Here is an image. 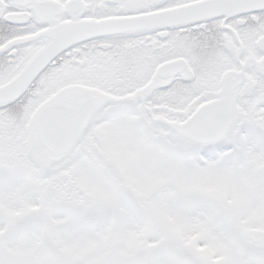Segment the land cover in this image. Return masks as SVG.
I'll return each instance as SVG.
<instances>
[{
  "label": "rangeland",
  "instance_id": "rangeland-1",
  "mask_svg": "<svg viewBox=\"0 0 264 264\" xmlns=\"http://www.w3.org/2000/svg\"><path fill=\"white\" fill-rule=\"evenodd\" d=\"M250 115L238 154L204 163L126 118L94 126L60 185L0 153V264H264V110Z\"/></svg>",
  "mask_w": 264,
  "mask_h": 264
},
{
  "label": "flooded vegetation",
  "instance_id": "flooded-vegetation-1",
  "mask_svg": "<svg viewBox=\"0 0 264 264\" xmlns=\"http://www.w3.org/2000/svg\"><path fill=\"white\" fill-rule=\"evenodd\" d=\"M51 27L58 33L42 37ZM49 50L55 52L35 67L30 86L0 105V121L6 112L12 127L24 128L0 141L29 144L34 111L75 85L113 99L98 108L79 143L94 126L126 118L169 135L200 160L225 150L237 155L234 144L254 122L250 113L264 110V0H0V87ZM229 89L237 116L223 139L197 144L166 128ZM16 102L23 117L8 108Z\"/></svg>",
  "mask_w": 264,
  "mask_h": 264
},
{
  "label": "water",
  "instance_id": "water-1",
  "mask_svg": "<svg viewBox=\"0 0 264 264\" xmlns=\"http://www.w3.org/2000/svg\"><path fill=\"white\" fill-rule=\"evenodd\" d=\"M37 59L24 74L0 87V105L19 98L23 90L20 91L21 85L36 73ZM235 96L230 90L196 111L185 123L166 125V128L193 143L217 142L227 135L236 119ZM111 100L99 90L80 85L63 88L48 98L34 111L27 127L33 159L45 168L65 159L78 144L98 108ZM244 237L249 238L250 234L245 231ZM258 243L264 248V237L259 238Z\"/></svg>",
  "mask_w": 264,
  "mask_h": 264
},
{
  "label": "trees",
  "instance_id": "trees-1",
  "mask_svg": "<svg viewBox=\"0 0 264 264\" xmlns=\"http://www.w3.org/2000/svg\"><path fill=\"white\" fill-rule=\"evenodd\" d=\"M1 118H2L1 119L2 121H0V137L1 138H5L8 136H14L16 134H19V132L21 135V132L24 131V128H20L18 126L12 127L10 125L11 119H7L6 112L2 114ZM2 152H5V155L10 154L9 156L11 157L6 158V159L8 160L11 166L18 167L17 169L18 171H26V172L35 174L39 177L40 176L44 177L45 181L51 180L50 182H52L56 179V182L60 185L62 183V181L59 182L61 178V173L64 171H67L66 166L65 167L61 166V168L59 167L58 169L55 168V166L59 164H64L66 160H62L54 164L53 167L55 168V170H51V171L39 165L31 156L28 144L9 143V142H6L4 139H2L0 141V153ZM91 156L93 157V153ZM95 156L96 154H94V157ZM69 158L70 156L67 157L66 159H69ZM97 161L99 162V165H100L101 162L99 160ZM100 166L104 168L103 164ZM37 167H40L41 170H37ZM104 171H106L107 174L113 177L115 180H118L116 173H114L110 168H104Z\"/></svg>",
  "mask_w": 264,
  "mask_h": 264
},
{
  "label": "bare ground",
  "instance_id": "bare-ground-1",
  "mask_svg": "<svg viewBox=\"0 0 264 264\" xmlns=\"http://www.w3.org/2000/svg\"><path fill=\"white\" fill-rule=\"evenodd\" d=\"M53 28L55 29V27L49 28V30H47L46 33L42 34V37H46V36H50V35H53V36L56 35L58 32L56 30H54ZM54 52L55 51H51V50L43 52L42 55L40 57H38L37 61H39V63H42L44 61L46 62L49 58L52 57ZM45 62H44V64H45ZM27 82H28V80H25V82L23 84H26ZM23 84L21 85L20 91L23 87ZM30 84H31V82L29 81L28 85L26 86V89L30 86Z\"/></svg>",
  "mask_w": 264,
  "mask_h": 264
}]
</instances>
